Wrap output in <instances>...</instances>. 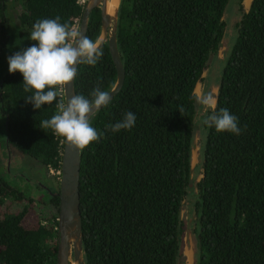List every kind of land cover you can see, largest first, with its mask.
Returning <instances> with one entry per match:
<instances>
[{
	"label": "trees",
	"instance_id": "trees-1",
	"mask_svg": "<svg viewBox=\"0 0 264 264\" xmlns=\"http://www.w3.org/2000/svg\"><path fill=\"white\" fill-rule=\"evenodd\" d=\"M11 1L0 0L4 145L32 157L47 172L59 169L63 137L41 129V122L57 114L62 90L54 89L57 101L34 109L25 102L34 93L24 92L22 74L1 65L13 46L8 23L16 28L6 9ZM16 1L19 34L24 28L31 33L38 19L56 16L73 26L83 6L80 0ZM227 1L119 0L122 84L111 103L91 115V125L103 136L79 149L85 264H184L183 199L195 214L193 264H264V0H250L247 9L235 0V40L219 57ZM98 27L99 10L93 7L85 35L94 41ZM34 43L28 38L23 48ZM100 47L103 56L96 65L77 66L74 94L88 97L97 86L103 91L111 86L114 66L106 42ZM216 62L218 79L210 81ZM202 79V97L211 94L209 84L215 86L214 103L195 119L199 98L194 85ZM221 108L238 117L240 135L204 124ZM127 111L137 117L134 127L112 132L108 126ZM196 125L200 176L194 179L190 150ZM11 176L27 177L0 168V264H56L55 214L41 215L45 211ZM52 181L40 188L56 209L57 181Z\"/></svg>",
	"mask_w": 264,
	"mask_h": 264
},
{
	"label": "clouds",
	"instance_id": "clouds-1",
	"mask_svg": "<svg viewBox=\"0 0 264 264\" xmlns=\"http://www.w3.org/2000/svg\"><path fill=\"white\" fill-rule=\"evenodd\" d=\"M29 39L35 42L32 46L21 48L8 57V71H19L22 74L24 92L34 93L27 96L25 102L32 104L34 109L57 101L58 92L54 89L69 85L77 77L79 64L94 66L103 56V49L98 43L69 23H61L60 16L38 19L32 26ZM212 100V95L208 94L200 102L210 105ZM110 103V92L101 90L99 86L93 88L88 97L82 94L71 95L57 101V114L43 120L41 129H51L83 150L103 136L102 132L98 133L91 125V115ZM136 119L133 112L127 111L121 120L110 124L108 128L114 133L130 130ZM204 124L214 127L217 132L227 131L235 135L242 132L238 117L227 108L208 115Z\"/></svg>",
	"mask_w": 264,
	"mask_h": 264
},
{
	"label": "water",
	"instance_id": "water-1",
	"mask_svg": "<svg viewBox=\"0 0 264 264\" xmlns=\"http://www.w3.org/2000/svg\"><path fill=\"white\" fill-rule=\"evenodd\" d=\"M107 0H83L82 10L76 28L85 35L88 23L89 12L93 7L99 10V27L93 42L102 44L106 42L107 49L115 70V77L111 86L106 90L110 96L120 88L123 80V66L121 64L117 43H116V16L119 0H116L111 12L106 10ZM244 9L247 5L243 4ZM205 70L202 71L203 76ZM196 81L194 85L199 84ZM62 90V99L74 95L73 81ZM196 94V93H195ZM197 95V94H196ZM214 103V97L212 105ZM211 105V106H212ZM192 149V147H191ZM79 149L70 144L63 137L60 160L59 174L57 178V197L58 202L55 214V262L56 264H85L82 258L80 213L78 207V168H79ZM191 166V150H190ZM192 168V166H191Z\"/></svg>",
	"mask_w": 264,
	"mask_h": 264
},
{
	"label": "rangeland",
	"instance_id": "rangeland-1",
	"mask_svg": "<svg viewBox=\"0 0 264 264\" xmlns=\"http://www.w3.org/2000/svg\"><path fill=\"white\" fill-rule=\"evenodd\" d=\"M83 1V0H80ZM243 4H245L243 0ZM247 5V4H245ZM19 5L18 1L12 0L11 3L8 5L6 8L9 12V14L12 15L13 18V23L15 25L17 24V19L15 17L17 11H18ZM224 18H225V25H224V30H223V36L221 37V42L220 46L218 49V53L220 56L224 53L226 49H229V47L232 45V43L235 40L236 36V30L234 27V21L237 19V10L235 6V0H228L224 6L223 10ZM10 17V16H9ZM9 21V20H8ZM10 22V21H9ZM78 21H76L73 26H77ZM10 25V29L12 30L11 23H8ZM10 44V43H9ZM11 46L13 45L12 43L10 44ZM20 46V45H19ZM17 46V48H19ZM13 47V46H12ZM10 47V48H12ZM13 50H16V48H12ZM12 51L11 49L6 52L2 57H1V65L4 66V68H8V57L9 52ZM14 52V51H13ZM15 53V52H14ZM219 65V62L212 63V68L210 69V73L208 76V79L211 80H216L218 79V74H217V67ZM204 85L203 79L200 81L199 84L195 86L194 92L197 94V97L199 98V104L196 106V111H195V119L199 118L201 113L204 111L206 106L209 105H204L200 102L202 95H201V90L202 86ZM212 105V102L210 106ZM0 126H1V132L3 133V123H2V118L0 117ZM205 131L206 127H204L203 130V137L202 141L205 138ZM201 145V138H200V130L198 125L195 127L194 131V139H193V145L191 149V166H192V177L194 179H197L200 175L198 174L200 168H199V147ZM10 152L9 160L6 162L5 156L6 153ZM6 162V164H5ZM5 164V165H4ZM4 167L6 169L8 174L15 175L16 173L20 175H28L27 177L29 179H36L38 180V183L35 182V184H28L26 183L25 180H20L19 178L15 176H11L10 178L16 179L18 181V186L20 187L21 190H24L25 192L29 193V195H32L34 198V203L38 205L41 209H43V213L41 215H49L50 213L56 214V209L49 205L46 201V195L43 192L42 188H40L42 185L41 184H46L52 181V184L55 185L58 176H54L56 174L52 169L50 168L49 170L43 171L37 161H34V159L26 154L19 153L18 151L9 148L5 150L3 147H0V168ZM42 170V171H41ZM52 178V180H51ZM48 210V211H47ZM50 211V212H49ZM40 214V213H39ZM181 216L183 219V234H182V254L184 257V264H193V257H192V252H193V228H194V220H195V214L192 209V206L190 205V202L187 199H183L182 203V209H181Z\"/></svg>",
	"mask_w": 264,
	"mask_h": 264
},
{
	"label": "flooded vegetation",
	"instance_id": "flooded-vegetation-1",
	"mask_svg": "<svg viewBox=\"0 0 264 264\" xmlns=\"http://www.w3.org/2000/svg\"><path fill=\"white\" fill-rule=\"evenodd\" d=\"M17 26H19L18 25V22H17V24H16V28L15 29H13V30H9V34H10V37H11V39L10 40H12V43H13V47L14 48H16V50H21V49H19V48H17V46H19L20 45V47L21 48H23L24 47V45L27 43V40H28V38H29V35H30V30L29 29H27V28H24V30H23V33H18V29H22V28H18ZM29 31V32H28ZM220 42H221V40H220ZM220 46V45H219ZM12 47V48H13ZM12 48H9V50L11 49L12 51H10V53L11 54H14V52H13V49ZM219 49V48H218ZM217 55L219 56V57H221L220 55H219V53H218V50H217ZM3 66V65H2ZM213 84H209V86H208V89H209V92L211 93V95L213 96L214 94H212L213 92H212V88H213ZM204 97V96H203ZM210 106V105H209ZM1 127V126H0ZM0 147H3L5 150H7V149H9L10 147H7L6 145H4V137H3V133L0 131ZM9 156H10V152H8V153H6V156H5V160H6V158L9 160ZM8 160H6V162H8ZM6 162H5V164H6ZM4 164V165H5ZM2 168H4V167H2ZM42 169V168H41ZM42 171V170H41ZM199 172H200V170H199ZM198 172V174L200 175V173ZM28 176V175H27ZM24 179H26V181H28L29 183L28 184H35V182H37L38 183V180H34V179H29L28 177H24ZM27 184V185H28ZM43 187H45V185L44 184H41Z\"/></svg>",
	"mask_w": 264,
	"mask_h": 264
},
{
	"label": "bare ground",
	"instance_id": "bare-ground-1",
	"mask_svg": "<svg viewBox=\"0 0 264 264\" xmlns=\"http://www.w3.org/2000/svg\"><path fill=\"white\" fill-rule=\"evenodd\" d=\"M250 0H244L245 4H248ZM116 3V0H107L106 2V10L108 12H111L112 9L114 8V5Z\"/></svg>",
	"mask_w": 264,
	"mask_h": 264
},
{
	"label": "built area",
	"instance_id": "built-area-1",
	"mask_svg": "<svg viewBox=\"0 0 264 264\" xmlns=\"http://www.w3.org/2000/svg\"><path fill=\"white\" fill-rule=\"evenodd\" d=\"M62 140H63V138H62ZM52 169V168H51ZM52 171H54L56 174H57V176H58V174H59V169H52Z\"/></svg>",
	"mask_w": 264,
	"mask_h": 264
},
{
	"label": "crops",
	"instance_id": "crops-1",
	"mask_svg": "<svg viewBox=\"0 0 264 264\" xmlns=\"http://www.w3.org/2000/svg\"><path fill=\"white\" fill-rule=\"evenodd\" d=\"M212 94H214L215 93V86H213V88H212ZM213 97V96H212ZM50 168H48V170H49Z\"/></svg>",
	"mask_w": 264,
	"mask_h": 264
}]
</instances>
